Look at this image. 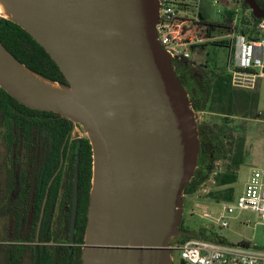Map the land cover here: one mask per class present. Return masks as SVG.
<instances>
[{"label": "water", "instance_id": "95a60500", "mask_svg": "<svg viewBox=\"0 0 264 264\" xmlns=\"http://www.w3.org/2000/svg\"><path fill=\"white\" fill-rule=\"evenodd\" d=\"M243 1L264 20L255 0ZM0 3V18L26 31L67 81L30 70L0 41V88L31 110L59 114L81 127L92 147L82 264H176L171 247L184 234V191L199 168L202 142L200 114L177 77L176 59L158 39L160 0ZM79 162L80 146L70 242ZM62 166L63 158L54 178Z\"/></svg>", "mask_w": 264, "mask_h": 264}, {"label": "trees", "instance_id": "16d2710c", "mask_svg": "<svg viewBox=\"0 0 264 264\" xmlns=\"http://www.w3.org/2000/svg\"><path fill=\"white\" fill-rule=\"evenodd\" d=\"M180 9L190 14L181 21L182 42L196 35L207 41L191 47L194 54L205 58L197 64L192 59L174 63L178 79L186 88L192 108L199 114L219 117L218 121L200 122L199 132L202 142L199 168L193 180L185 187V198L192 197L200 187L213 180L216 191L210 194L213 201H232L235 198L233 185L238 181L239 171L246 160V126L247 120H261L257 111L259 90H241L231 85V75L227 64L220 65L219 49L229 47L227 41L211 42L210 39L230 32L226 18L231 20L233 9L226 8L221 21L211 22L207 12L200 4V21L193 20V9L198 0H177ZM203 1V0H202ZM264 10V0H255ZM188 2V4L186 3ZM242 11H249V18L244 17L239 32L250 39H257L255 29L261 20L253 16L250 8L241 0ZM192 13V14H191ZM226 17V18H225ZM0 41L17 60L37 74L62 84L67 81L57 64L46 51L21 27L0 18ZM243 123L235 125V119ZM76 125L59 114L31 110L9 96L0 88V134L6 150L16 163V176L20 185V203L28 200L29 225L31 237L34 238L41 207L48 194L46 217L51 203L59 194L62 203V229L68 233L73 190V173L77 148L80 146L78 168V210L75 240L79 245L74 264H82V246L85 244V231L88 221L90 191L92 186V147L86 133L80 128L82 138H73ZM68 138V141H66ZM63 166L50 185L51 180ZM218 164H224L219 172ZM11 175V171L9 172ZM13 180L12 175L10 181ZM48 191V193H47ZM19 204H17V208ZM27 216V221H28ZM16 233L22 223L21 214L15 218ZM49 224V222H48ZM46 224L45 229H47ZM180 230L184 233L177 238L183 243L193 239H202L219 245H231L219 232L214 230L193 231L190 227ZM44 227V226H43ZM16 235V234H15ZM17 236V235H16ZM239 246L252 247L248 242ZM63 264H71L68 257L62 258ZM42 261L45 259L42 257Z\"/></svg>", "mask_w": 264, "mask_h": 264}, {"label": "built area", "instance_id": "2783aa9c", "mask_svg": "<svg viewBox=\"0 0 264 264\" xmlns=\"http://www.w3.org/2000/svg\"><path fill=\"white\" fill-rule=\"evenodd\" d=\"M202 0H198L193 8L195 14L191 18L200 21L199 8ZM177 0H160V20L156 32L161 46L169 52L176 61L190 60L193 56L191 47L204 44L196 35L182 42L181 21L190 14L180 9ZM188 4V2H186ZM214 6H222L217 14L221 21L226 8L234 13L229 21L226 18L230 32L226 35L210 39L211 42L227 41L230 57L227 71L231 75V85L236 89L254 90L260 79L264 78V20L256 26L259 33L257 39H250L239 32V24L244 17L249 18V11L241 10V0H213ZM229 5V6H226ZM192 14V13H191ZM200 15V16H199ZM79 126L75 127L73 138H82ZM221 208L216 213L206 212L201 217L218 225L221 230L229 229L231 222L237 219V214L252 212L256 214L259 224L264 225V160L252 168L242 194L232 201H219ZM249 219L243 224L250 225ZM176 254L178 263L185 264H264V250L243 247L239 245H219L202 239H193L183 243L177 242L171 247Z\"/></svg>", "mask_w": 264, "mask_h": 264}, {"label": "flooded vegetation", "instance_id": "af4514ba", "mask_svg": "<svg viewBox=\"0 0 264 264\" xmlns=\"http://www.w3.org/2000/svg\"><path fill=\"white\" fill-rule=\"evenodd\" d=\"M181 61L179 60V62ZM10 171L13 178L11 181ZM20 185L21 183L16 176V163L14 158L9 156L2 134H0V264H63L62 258L65 257H68V261L74 264L79 247L75 240L76 225L73 242H70L71 217L68 233L63 232L61 194L54 203H51L47 217L45 213L48 194L45 196L35 236L32 238L28 216L29 203L26 198L23 203H20ZM17 204H19L18 208ZM42 211L44 214L41 219ZM17 214H21L22 223L16 233L14 221ZM46 224H48L47 229H45ZM188 228L189 226L183 223L182 229ZM42 257L45 262L42 261Z\"/></svg>", "mask_w": 264, "mask_h": 264}, {"label": "rangeland", "instance_id": "374dc122", "mask_svg": "<svg viewBox=\"0 0 264 264\" xmlns=\"http://www.w3.org/2000/svg\"><path fill=\"white\" fill-rule=\"evenodd\" d=\"M213 0H203L202 5L209 20L211 22H217L219 16L217 14L218 9L222 6H214ZM229 6V5H226ZM230 7V6H229ZM230 57V49L228 47L219 49V63L220 65H226ZM205 56L194 54L192 60L197 64L203 62ZM259 90V104L257 111L262 115L261 120H247L246 126V160L244 165L239 171L238 181L233 185L235 191V197L238 198L248 181L249 175L253 167L260 165L264 160V78L260 79L257 83ZM199 122H208L213 120L218 121L219 117L210 116L207 114H200ZM243 119L236 118L235 125L243 123ZM219 172L224 170V164H218ZM213 180L202 185L200 189L192 197L184 199L185 210L183 223L189 226L194 232L204 230H214L219 232L230 244L238 245L239 243L248 242L252 247H256L260 250H264V225L259 224V220L256 214L252 212H245L237 214V219L231 222L229 229H222L214 223L207 221L201 217L203 213L210 212L216 213L220 210L221 205L213 201L210 194L216 191ZM249 219L250 225L243 224V220ZM176 264L178 260H176Z\"/></svg>", "mask_w": 264, "mask_h": 264}, {"label": "bare ground", "instance_id": "6f19581e", "mask_svg": "<svg viewBox=\"0 0 264 264\" xmlns=\"http://www.w3.org/2000/svg\"><path fill=\"white\" fill-rule=\"evenodd\" d=\"M5 10L4 7L2 6V4L0 3V15L4 14Z\"/></svg>", "mask_w": 264, "mask_h": 264}]
</instances>
